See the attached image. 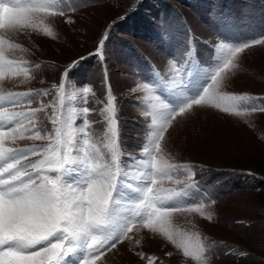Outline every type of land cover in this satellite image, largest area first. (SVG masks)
<instances>
[{"label": "rangeland", "instance_id": "rangeland-1", "mask_svg": "<svg viewBox=\"0 0 264 264\" xmlns=\"http://www.w3.org/2000/svg\"><path fill=\"white\" fill-rule=\"evenodd\" d=\"M37 2L19 0L25 8ZM49 2L57 11L26 13V27L0 21V109H8L0 115V121L5 119L0 148L39 147L29 157L38 161L52 155L49 146L62 153L71 138L77 147L71 156L83 158V128L89 151L100 147L110 161V140H115L118 159L112 171L119 172L114 191L124 183V172L133 177L126 186L137 192V202L140 189L150 183L141 176L147 171L143 162L150 159L145 149L154 150L153 133L163 127L159 158L180 171L153 187L162 196L178 191L163 205L183 207L169 214L168 231L176 244L187 241L202 250L193 259L159 231L134 225L129 238L95 264H149V257L151 264H264V111L255 107L264 106V0ZM104 34L102 54H97L96 43ZM245 45L234 58L238 67L227 70L224 86L210 90L209 96L217 98L206 96L179 113L205 96L228 49ZM72 60L78 62L65 71ZM85 87L90 91L84 92ZM13 94L34 102L15 103ZM221 95L235 99L221 100ZM84 107L92 110L87 116ZM38 108L43 111L36 112L33 123L46 138H21L23 128L14 133L13 119L28 128L32 124L13 114ZM176 112L170 120L161 119ZM73 164L81 163L70 162L59 175L61 183L76 187L86 179V170L82 164L69 180L65 170ZM198 205L202 208L196 211ZM3 212L0 205V219Z\"/></svg>", "mask_w": 264, "mask_h": 264}, {"label": "snow or ice", "instance_id": "snow-or-ice-1", "mask_svg": "<svg viewBox=\"0 0 264 264\" xmlns=\"http://www.w3.org/2000/svg\"><path fill=\"white\" fill-rule=\"evenodd\" d=\"M41 11L56 12L57 9L49 0H40L27 8L22 6L19 0H0V21L8 22L13 27L28 26L30 20L25 14ZM105 39V34L98 39L95 46L97 54H102ZM247 46L229 48L224 54L223 65L215 71L211 83L204 90L205 96L180 108L179 113H184L191 104H199L206 96L209 99L217 98L215 93L209 96L210 90L224 86L227 70L238 67L234 58ZM76 62L78 60H72L65 71ZM143 87L147 89L149 86L144 84ZM83 91L89 92L90 89L85 87ZM132 91L135 92L136 89L133 88ZM35 95L39 97L40 93L37 92ZM10 99L18 104L34 102L32 98L25 100L22 94H13ZM219 99L235 98L221 95ZM108 104L109 111L114 114L112 99H109ZM159 107L166 106L161 103ZM255 107L264 111V106L260 104ZM41 111L43 108L35 109L30 113L13 114L14 117H23L32 124V128H28L23 120L13 119L11 121L15 125L13 132L23 128L24 131L20 133L21 138L45 139L44 129L33 123L36 112ZM82 111L87 116L92 110L84 107ZM7 112V108L0 109V115ZM176 114L177 112L167 113L162 115L161 119L167 121ZM88 123L89 121L86 120L85 125ZM113 124L114 121L109 117V127L114 137L116 132ZM81 131L85 133L83 158L71 156L72 149L77 148L71 138L68 139L62 153L49 146L47 151H51L52 155L38 161H32L29 157L37 155L41 151L39 147L28 151L0 148V160L3 161L0 165V205H3L4 209L3 217L0 219V264H67L66 258L78 250L83 254L77 264H95L118 242L129 238L128 233L132 232L134 225H143L153 232L159 231L176 244L168 231L171 222L169 214L180 211L183 207L168 209L163 205L177 195L178 191L173 190L169 195L162 196L159 190L153 187L163 179L173 180V173L180 171L178 166L168 164L159 158V153L162 151L160 140L163 139L165 129L161 127L153 133L156 138L154 150L145 149L150 159L143 162L147 171H143L141 176H146L150 183L140 189L139 201L128 203L127 207L113 199L119 172L118 168L112 171L118 159L114 147L115 140H110L113 147L109 161L100 147L89 151L91 145L88 133L83 128ZM3 134L0 132V135ZM102 146L109 145L102 142ZM77 161L83 164L86 170V179L82 185L73 187L61 183L59 174L66 168L65 165ZM49 173L58 174L53 176ZM175 180L177 183H182L179 176H176ZM201 208L202 205L195 206L196 211ZM176 246L183 248L184 255H191L193 259L202 255L199 246L192 247L187 241ZM168 255L171 253L169 252ZM152 259L149 257V264Z\"/></svg>", "mask_w": 264, "mask_h": 264}, {"label": "bare ground", "instance_id": "bare-ground-1", "mask_svg": "<svg viewBox=\"0 0 264 264\" xmlns=\"http://www.w3.org/2000/svg\"><path fill=\"white\" fill-rule=\"evenodd\" d=\"M4 29H2V31H3ZM5 31V30H4ZM139 228V227H138ZM137 229V228H136Z\"/></svg>", "mask_w": 264, "mask_h": 264}]
</instances>
